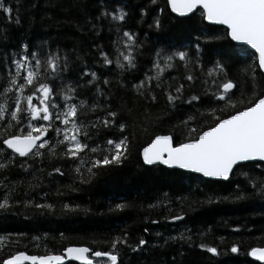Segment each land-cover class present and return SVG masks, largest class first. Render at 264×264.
Listing matches in <instances>:
<instances>
[{
    "label": "trees",
    "instance_id": "16d2710c",
    "mask_svg": "<svg viewBox=\"0 0 264 264\" xmlns=\"http://www.w3.org/2000/svg\"><path fill=\"white\" fill-rule=\"evenodd\" d=\"M0 4L11 9L10 13L0 9V90L11 70L7 57L18 52L21 44L29 46L27 52L47 41L52 51L59 50L68 59L69 70L55 85L78 83L74 102L84 99L86 106L99 105L93 111L86 107L79 116L92 137L87 141L89 149L96 145L103 149L109 138L129 140L127 159L120 165L96 168L95 175L88 173L92 155L88 150L81 154L84 163L80 172L76 171L79 161L50 157L46 150H41L43 159L14 156L15 166L0 170V200L5 192L11 197L10 207L0 209V264L18 252L57 254L73 245L116 252L118 264H262L247 253L264 245V199L253 190L264 177V162L244 163L225 181L161 164L148 166L141 156L142 148L155 135L171 134L176 142H182L189 135L187 128L199 132L213 122V116L228 114L219 110L209 114L211 108L223 107L210 99L216 86L205 92L204 82L212 85L213 79L207 71L217 60L236 84V96L244 93L251 99L252 81L240 69L258 63L252 49L235 44L225 27L203 20L201 9L187 17L174 15L167 0H0ZM117 7L127 13L123 21L110 16L96 19L102 8L114 11ZM157 20L158 27L154 24ZM124 30L136 33L137 43L142 44L136 52L137 68L131 71L118 69L114 63L104 65L93 47L99 45L115 60L113 41ZM196 45L200 67L189 64L185 69L177 61L176 69H167L162 75L161 88L153 87L155 101L146 103L132 90V84L145 73L152 74L157 48L187 50L194 59ZM85 67L97 73L102 94L87 84L91 76H81ZM189 71L196 77L190 83L184 80ZM105 78L110 82L107 85ZM181 83L185 84L183 98L170 107L163 89L171 91V86ZM256 84L257 94L264 92V79L259 75ZM193 95L201 98L188 102ZM108 110L119 113L114 119L116 127L104 128L99 123L108 118ZM189 116L194 119L186 128L181 121ZM6 123L0 121V127ZM120 123L126 126L122 132ZM91 124H97V129L91 130ZM61 138L55 132L48 137L50 143ZM81 138L84 142L83 133ZM21 163L29 167H21ZM56 168L60 171H54ZM241 193L244 198L235 199ZM117 204L125 207L117 209ZM174 216L181 219L173 220ZM140 239L146 243L137 247ZM113 240L117 241L115 248ZM233 244L237 253L230 251ZM207 247L217 248V254L207 252ZM93 259L95 264H108L107 258Z\"/></svg>",
    "mask_w": 264,
    "mask_h": 264
},
{
    "label": "snow or ice",
    "instance_id": "6c2138e0",
    "mask_svg": "<svg viewBox=\"0 0 264 264\" xmlns=\"http://www.w3.org/2000/svg\"><path fill=\"white\" fill-rule=\"evenodd\" d=\"M167 3L172 12L181 16L193 13L198 8L202 9L203 20L226 25L227 36L233 41H242L250 45L258 54L256 57L258 63L245 65L240 69L241 73L252 81V98L249 99L244 93L236 96V84L228 78L225 65L220 60L214 62L213 67L207 71V75L213 77L212 85H207L205 81V92L207 93L208 88L216 86V91L211 94L210 99L217 104L222 103L223 107L211 108L209 114H214L218 110L228 114L223 118L213 116V122L199 132L195 128H187V124L194 119L192 116L187 117L181 123L185 125L189 135L180 143H174L171 134L155 135L141 150L143 163L177 166L201 173L204 177L227 180L230 173L245 162H264V92L261 94L256 92L257 75L264 79V0H167ZM0 9L5 13L11 12V9L5 8L3 4H0ZM143 13L144 10L141 9V15ZM103 16H110L114 21H123L127 13L119 7L114 11H106L102 8L96 19L99 20ZM16 22L19 23V21ZM154 24L158 27L159 21H154ZM4 39L6 40L7 37ZM113 44L116 51L115 60L110 59L109 54L99 45H93L103 64L114 63L116 68L124 71L137 68L136 52L142 48V44L137 43L136 33L124 30L122 36L113 41ZM28 48L27 44H21L18 52H13L12 56L7 57L11 70L7 73L5 83L0 90V101H2L0 102V121L7 122L0 127V136L4 137L0 139V144L4 146L0 147V170L15 166L14 156L23 157L25 160L29 157L43 159L45 153L41 150H46L50 157L59 155L60 158L70 157L74 161H79L76 166L77 172H80L81 164L84 163L81 154L85 150L90 151L92 153L88 167L90 175H95L96 168L122 164L127 159L128 138L123 136L120 139L109 138L103 149L99 145L89 149L87 141H90L92 137L88 126L80 123L79 116L86 107L88 111H93L99 105L94 102L86 106L83 100L74 102L77 100V92L80 88L78 83L73 85L71 81L68 83L62 81L60 86L55 85V80L60 79L62 74L69 70L67 57H62L59 50L52 51L47 41H42L37 46V50L26 52ZM196 49L197 54L193 59L187 50L157 48L152 56V74L145 73L142 79L132 84V90L139 97L144 98L146 103L155 101L153 87L161 88L164 83L162 75L167 69H176L177 61L182 62L185 69L189 64L196 68L200 67L199 45H196ZM77 59L80 58L77 57ZM81 76L85 78L91 76L87 84L94 85L97 94L103 93L96 72L85 67ZM195 79L196 77L190 71L184 77V80L189 83ZM153 81H159V83L153 85ZM94 82L97 83L94 84ZM103 83L107 85L110 82L105 78ZM184 88L185 84L181 83L171 86V91L168 88L163 89L170 107L182 100ZM26 90H29L27 95H25ZM200 98L199 95H193L189 97L188 102L197 101ZM57 100L63 103L58 104ZM118 116L117 111L108 110V118L97 119L104 128H111L116 127L114 119ZM56 122H59L62 127ZM125 127L124 123L119 124L121 132ZM21 128L25 130L19 131ZM96 129L97 124H91V130ZM51 132H55L62 138L50 143L48 137ZM82 133L84 142L81 138ZM61 148L63 151H60ZM5 149L10 150L11 154H8ZM20 166L29 167L26 163H21ZM54 171L59 172L60 169L56 168ZM253 190L261 199H264V177ZM244 195L241 193L235 199H243ZM10 200L8 192H5L3 199L0 200V209L7 210L10 207ZM64 207L69 206L64 205ZM115 207L121 209L125 205L117 204ZM172 219L178 220L181 217L174 216ZM116 243L117 241H112L113 248ZM145 243V240L140 239L137 247ZM201 247L204 246L201 245ZM206 250L212 254H217L218 251L215 247H207ZM230 251L237 253V246L233 244ZM64 252L81 261L82 264H95L93 258L101 257L107 258L108 264H118L116 252L91 251L84 246L67 247ZM247 254L256 257L259 261H264V247H253ZM63 259V255L29 256L24 252H18L5 259L3 264H18L21 260L32 261L33 264L37 262L38 264H53V262L60 264Z\"/></svg>",
    "mask_w": 264,
    "mask_h": 264
},
{
    "label": "water",
    "instance_id": "95a60500",
    "mask_svg": "<svg viewBox=\"0 0 264 264\" xmlns=\"http://www.w3.org/2000/svg\"><path fill=\"white\" fill-rule=\"evenodd\" d=\"M169 8H170V6H169ZM199 9V8H198ZM197 9V10H198ZM170 10H171V8H170ZM197 10H194V12H196ZM202 10V9H201ZM172 12V11H171ZM193 12V13H194ZM174 15H176V16H178V17H187V16H189V15H191V14H193V13H188V14H186V15H183V16H181L180 14H178V13H174V12H172ZM207 23H209V24H213V25H220V26H223V27H225L226 29H227V26L226 25H222V24H218V23H214V22H209V21H206ZM231 39V38H230ZM232 40V39H231ZM233 41V40H232ZM235 44H237V45H239V46H244V47H248V48H250V49H252L251 48V46L250 45H247L246 44V42H242V41H233ZM254 52H255V50L254 49H252ZM256 54V53H255ZM258 56V54H256V57ZM257 62H258V60H257ZM158 135H167V134H158ZM151 142V141H150ZM149 142V143H150ZM173 142L174 143H180V142H175V140H174V137H173ZM252 162H259V161H252ZM245 163H247V162H245ZM161 165H163V164H161ZM148 166H150V165H148ZM163 166H166L167 168H169V169H179V170H183V171H187V172H191V173H195V174H198V175H201V176H203V174H201V173H197V172H195V171H193V170H190V169H181V168H179V167H177V166H167V165H163ZM232 175V173H230V176ZM230 176H229V179H230ZM204 177V176H203ZM205 178H207V179H215V180H219V179H223V178H211V177H205ZM229 179H227V180H229ZM225 180V179H224ZM226 181V180H225ZM70 247H79V246H77V245H73V246H70ZM84 247H87V246H84ZM254 247H264V245H257V246H254ZM90 249V248H89ZM91 250V249H90ZM25 253V252H24ZM16 254V253H15ZM15 254H13V255H15ZM26 255H29V256H33V255H31V254H27V253H25ZM48 255H63L64 256V259H63V261L62 262H60V264H67V263H69V262H73V261H75V262H78V263H80V264H82V262L81 261H78V260H76V259H74V257H72V256H69L68 254H66L65 252H64V250H63V252L62 253H57V254H53V253H51V254H45V255H34V256H48ZM253 260H256V261H259L256 257H253V256H250ZM8 258H10V257H8ZM7 258V259H8ZM260 263H262V264H264V261H259ZM25 263H30V264H33V262L32 261H27V260H21V261H19L18 262V264H25ZM37 264H38V262H37ZM53 264H56V262H53Z\"/></svg>",
    "mask_w": 264,
    "mask_h": 264
},
{
    "label": "rangeland",
    "instance_id": "374dc122",
    "mask_svg": "<svg viewBox=\"0 0 264 264\" xmlns=\"http://www.w3.org/2000/svg\"><path fill=\"white\" fill-rule=\"evenodd\" d=\"M82 100H84V99H82ZM60 101H61V100H60ZM60 101H59V102H60ZM56 102H58V100H57ZM62 102H63V101H62ZM175 142H176V141H175ZM182 142H183V141H182Z\"/></svg>",
    "mask_w": 264,
    "mask_h": 264
},
{
    "label": "bare ground",
    "instance_id": "6f19581e",
    "mask_svg": "<svg viewBox=\"0 0 264 264\" xmlns=\"http://www.w3.org/2000/svg\"><path fill=\"white\" fill-rule=\"evenodd\" d=\"M224 180V179H223ZM77 246H82V245H77ZM33 255V254H32ZM80 264V263H79Z\"/></svg>",
    "mask_w": 264,
    "mask_h": 264
}]
</instances>
